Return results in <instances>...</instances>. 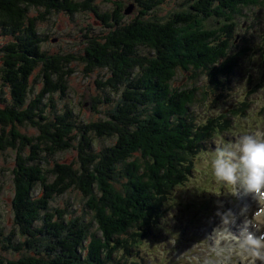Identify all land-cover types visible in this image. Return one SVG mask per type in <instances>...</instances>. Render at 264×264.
Wrapping results in <instances>:
<instances>
[{
  "label": "trees",
  "instance_id": "trees-1",
  "mask_svg": "<svg viewBox=\"0 0 264 264\" xmlns=\"http://www.w3.org/2000/svg\"><path fill=\"white\" fill-rule=\"evenodd\" d=\"M137 1L140 14L128 23L121 8L97 12L110 29L85 36L80 55H49L40 49L44 38L37 22L53 11H94L92 0H0V36L12 37L0 42V159L6 150L15 151L12 235L16 232L20 239L5 249L23 251L17 258L0 255V264H135L118 258L133 254L145 235L140 230L150 233L163 220L161 199L184 184L182 168L191 167L186 156L228 129L226 112L197 124L191 113L197 88L181 89L172 82L178 70L193 77L204 72L210 81L234 71L220 65L223 57L235 56L225 51L228 38L220 39L226 28L220 17L240 14L238 6L248 0H194L166 20L143 17L160 0ZM32 7L44 11L31 17ZM210 18L221 26L208 27ZM140 45L153 54H140ZM76 59L86 64V72L105 70L97 84L120 93L105 120L78 122L72 109L59 111L54 105L46 111V96L51 100L55 92L66 94L73 72L68 65ZM40 63L44 86L28 100L30 76ZM248 106L246 101L235 105L232 118L245 116ZM98 137L113 142L94 150ZM75 147L77 160L43 166ZM73 189L87 198L89 222L51 207L56 196ZM93 225L96 231L90 232Z\"/></svg>",
  "mask_w": 264,
  "mask_h": 264
},
{
  "label": "rangeland",
  "instance_id": "rangeland-1",
  "mask_svg": "<svg viewBox=\"0 0 264 264\" xmlns=\"http://www.w3.org/2000/svg\"><path fill=\"white\" fill-rule=\"evenodd\" d=\"M155 1L157 0L149 2ZM193 2L194 0H160L143 17L152 19L155 16L166 20L172 13L186 10ZM92 4L95 6L94 11L88 9L71 15L65 10H59L50 13L46 20H39L36 28L44 38L40 49L49 55L69 53L80 55L87 43L85 36H99L110 29L105 26L97 12L106 14L121 8L123 22L128 23L138 16L142 9L137 0H92ZM130 5L134 6L132 12L124 14ZM238 7L241 9L240 14L228 18L220 17V21L226 24L225 33L220 39L228 38L224 41V45L227 46L225 51L227 54H235L233 57H223L220 65L228 71L234 68V71L218 81H210L204 72L193 77L192 73L178 70L172 82L173 86L181 89L197 88L195 92L197 102L191 107L197 124L205 123L213 115L226 112L228 124H225L224 130L227 126L228 129L206 142L205 148L201 151L186 156L191 167L182 168L181 174L186 178L184 184L176 186L169 192L167 198L161 199L165 209L163 220L155 225L150 233L140 230L145 235L139 238L133 254L128 256V253H123L118 259L128 257V260L135 264H232L240 260L245 262L242 254L227 255L225 258L217 234L222 233L224 226H227L234 229L230 234L234 233L235 237L240 238L245 234L246 229L241 230V227L246 222L245 226L250 227L248 224L251 223L252 228L253 223L245 217V213L247 209L250 211L255 199L249 193L246 195L247 191L239 183L233 185L217 180L211 166L218 147L231 146L232 150H235L240 136L264 134V0H248L245 5L240 4ZM43 11L32 7L29 15L36 17ZM205 23L214 29L221 26L217 24L218 20L211 18ZM10 39L12 37L0 36V42ZM137 51L142 55L153 54L144 45L138 46ZM1 56L0 52V68L3 64ZM68 67L73 70L67 77L68 90L65 95L55 92L51 95L52 101L46 96L44 99L47 103L46 111L53 110L51 106L54 105L59 111L65 108L72 109L78 122L107 119V110L117 103L120 93L112 92L109 88L103 89L97 84L103 79L105 70L95 69L93 73L86 72V64L78 59L72 60ZM227 77L229 79L225 80ZM30 85L32 91L28 95V100L37 97L44 86L41 63L30 76ZM4 88L8 90L7 87ZM250 89H255V92H249ZM245 100L249 105L246 115L233 119L230 111ZM21 130L33 131L30 127H21ZM112 142L111 138L98 137L94 139L93 148L100 150ZM77 155L78 148H71L52 156L50 163L43 166L49 168L54 161L77 160ZM14 160L13 150H6L0 159V255L5 258H17L23 252L5 249L7 245L20 240L16 232L14 236L12 235L15 230L12 214ZM48 178L52 180V176ZM245 196L246 200L243 198ZM51 207L66 211L69 218L76 217L85 222L91 220L87 198L78 189L56 196L51 202ZM208 220H213L214 223L210 225ZM95 231L96 225H93L90 232Z\"/></svg>",
  "mask_w": 264,
  "mask_h": 264
},
{
  "label": "clouds",
  "instance_id": "clouds-1",
  "mask_svg": "<svg viewBox=\"0 0 264 264\" xmlns=\"http://www.w3.org/2000/svg\"><path fill=\"white\" fill-rule=\"evenodd\" d=\"M211 166L217 180L236 185L239 183L253 198L264 204V134H244L239 137L235 150L218 147ZM264 214L262 207L253 213ZM259 231V229H258ZM247 243L256 251L255 257L264 262V231L259 235L247 234Z\"/></svg>",
  "mask_w": 264,
  "mask_h": 264
},
{
  "label": "bare ground",
  "instance_id": "bare-ground-1",
  "mask_svg": "<svg viewBox=\"0 0 264 264\" xmlns=\"http://www.w3.org/2000/svg\"><path fill=\"white\" fill-rule=\"evenodd\" d=\"M247 193L248 192H246V195H247ZM243 198H244V200H246L247 196H245ZM249 199H250V197H249ZM248 202L251 203V200H249ZM253 208H254V205L252 206L251 211H253ZM256 218L262 219L263 215H258V216H256ZM245 224L241 227V230L248 228L247 226H245ZM248 225L250 226V224H248ZM222 230H224L222 233H218L217 234V239L219 240V246H220V249L222 251V255H224L225 258H226V257H228L227 255L230 256V255H234V254L235 255L236 254H242V258L243 259L246 258L247 257V253H246V250H247V247H246L247 239L243 238L244 234H242V236L240 238H238V237H235L236 235L234 233L230 234L231 231L232 232L234 231V229H232V227L228 228L227 226H224V228ZM227 251H229V252H227ZM225 252H227V253H225ZM254 257H255V255H254ZM232 264H242V260H240L239 262L238 261H234ZM254 264H255V262H254Z\"/></svg>",
  "mask_w": 264,
  "mask_h": 264
},
{
  "label": "water",
  "instance_id": "water-1",
  "mask_svg": "<svg viewBox=\"0 0 264 264\" xmlns=\"http://www.w3.org/2000/svg\"><path fill=\"white\" fill-rule=\"evenodd\" d=\"M133 8H134L133 5L128 6V7L125 9V14H129V13H131L132 10H133Z\"/></svg>",
  "mask_w": 264,
  "mask_h": 264
}]
</instances>
